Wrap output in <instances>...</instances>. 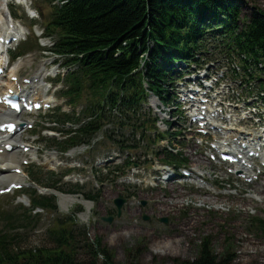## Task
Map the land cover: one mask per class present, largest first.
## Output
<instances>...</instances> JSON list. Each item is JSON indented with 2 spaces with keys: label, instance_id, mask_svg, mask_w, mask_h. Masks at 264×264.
<instances>
[{
  "label": "trees",
  "instance_id": "1",
  "mask_svg": "<svg viewBox=\"0 0 264 264\" xmlns=\"http://www.w3.org/2000/svg\"><path fill=\"white\" fill-rule=\"evenodd\" d=\"M60 1V6L53 8L48 34L57 38L56 52L73 57L72 63L79 66L67 97L76 103L84 95L89 96L87 111L95 117L80 129V138L71 139L60 146L61 150L67 151L83 140L89 144L113 118L123 127L136 129L135 133L139 129L144 136L153 130L154 121L150 126L149 121H141L140 110L148 97L144 83L164 100L174 63L192 59L209 31L220 34L229 47L248 58L264 61V14L254 13L242 20L238 0ZM114 111L121 118L113 117ZM167 161L180 163L173 155H168ZM31 197L34 209H56L54 198L40 196L36 191ZM33 210H26L24 215L33 217ZM250 227L264 236V219L251 220ZM46 237L47 246L25 251L10 246L7 237L0 238V264H117L109 247L101 239H89L88 230L79 227L73 216L57 219ZM226 244L235 243L228 240ZM198 248L195 260L178 262L232 264L236 259L231 247L222 255L216 254L213 240L208 237ZM136 253L141 250L138 248ZM130 260L134 264L137 258Z\"/></svg>",
  "mask_w": 264,
  "mask_h": 264
},
{
  "label": "rangeland",
  "instance_id": "2",
  "mask_svg": "<svg viewBox=\"0 0 264 264\" xmlns=\"http://www.w3.org/2000/svg\"><path fill=\"white\" fill-rule=\"evenodd\" d=\"M38 2L32 0L34 5H37ZM238 2L244 18L250 17L254 12L264 14V0H238ZM40 9L43 13V19L34 22L36 24L39 22L38 29L43 28L44 17L49 12L44 5ZM22 11L23 8L21 13ZM6 19L8 23V18ZM4 27L1 28V33L7 31V27H5L6 29ZM48 43L49 47L52 46L50 42ZM23 59L24 65L19 66V69L21 68L20 74L24 76L32 72L35 73L37 70L40 73L43 72L44 65L55 60L51 57L44 60L43 53L38 49H34L30 53V58ZM57 60L56 64L58 63ZM255 87L254 84V89ZM49 96H51V93ZM59 102L61 104L65 101ZM156 104H159V102L151 99L145 110L148 111ZM83 107L84 105H81L74 110L76 117L81 116L80 113ZM66 110L70 111L69 108H65ZM170 111L175 110L170 108ZM165 117H167V120L170 119V121L176 122V119L169 118V116H163L162 119ZM38 120L45 124L49 121L45 117ZM160 128L166 129L163 125ZM173 131H175V128L171 129V132ZM116 133L117 136H113L120 141L125 139L129 142L132 140L131 138H134L130 136V133L126 137L121 132ZM101 137L100 135L95 140L89 150L84 147L75 148L72 159L69 158L70 153L63 156L56 152L55 147L48 151V147L45 148L41 143L35 145V151L42 157V160L47 157L53 160L58 158L55 162L57 167H53L54 170L52 171L56 174L53 180L60 181L57 188L68 190L73 187L72 185L82 186L83 189L79 194L83 196V199L80 200L81 203L82 200H86L84 196L87 194H99L98 201L94 202L91 210L89 222L86 223L82 218L83 214L87 212L83 204H73L66 210L61 207L60 198L57 200L58 209L56 213L50 214L38 210L35 213H41L40 217L29 220L28 218L31 217L23 215V213L27 209V206H24L25 200L30 205L31 199L27 196L18 197V194L15 193L0 198V238L7 237L11 243L10 246L16 250L25 251L43 248L49 243L46 231L55 218L69 216L76 213L77 209H82L81 212L77 213L78 224L81 227L89 228L92 240L100 237L110 247L117 264H131L130 258L133 256L137 258L136 262L133 261L134 264L192 262L196 259L200 242L205 237L213 240V249L216 254L222 255L228 247H231L230 252L236 258L232 264H264V237L249 226L251 219H264V179L257 184L241 186L242 196L231 198L215 195L214 190L213 193L206 190H196L195 192L172 184L163 186L165 187L164 190L161 188L149 189V184L153 183L151 180L153 170L150 171V168L146 172L141 171L142 176L140 175L137 178L132 177L131 172V176H128V171L124 178L117 175H108V167L113 170L115 164H109L107 171H105L104 167L107 164L100 163L102 158L98 156L102 153H99L101 149H98V144L104 142ZM134 140L139 142L141 137L137 136ZM104 146L103 150L105 151L118 152L116 148L113 149L111 144H105ZM179 150L183 152L184 157L188 158L190 162L188 167L196 165L199 168L201 166V163L198 164V161H196L198 158H202L196 157L195 146L189 148L183 146ZM127 153L122 155L121 158L115 157L114 163L123 166L127 156L130 155L132 158L134 157L132 161L136 162L137 165H141L148 156L142 149ZM43 164L51 167L52 160H46ZM52 165L54 166V164ZM205 167L208 166L205 164L200 168L206 169ZM71 169L76 171H72L73 173L68 176L69 179L65 180L64 172ZM24 170L26 174H30L28 168H24ZM43 170V172H48L44 168ZM30 176V180H27L28 187L34 185L37 181L43 185L36 182V186L50 189L47 188L50 185L47 179L40 181L44 177L43 173L41 175L30 174ZM215 176L219 180L220 174L217 173ZM100 179L104 183H100ZM30 181H34V183ZM220 181L225 183L221 185L222 187H219L222 189L223 194H226L230 187L233 188L232 192L235 193L236 186L226 184V175H222ZM118 197H124L128 200L122 217L120 219L115 218L111 225L102 222V218L113 216L112 212H116L114 200ZM144 202L147 204L146 206H143ZM145 216L149 218L148 222L144 221ZM162 219H168L169 224H161L160 220ZM228 240H233L235 244H226ZM138 248L141 253H136Z\"/></svg>",
  "mask_w": 264,
  "mask_h": 264
},
{
  "label": "bare ground",
  "instance_id": "3",
  "mask_svg": "<svg viewBox=\"0 0 264 264\" xmlns=\"http://www.w3.org/2000/svg\"><path fill=\"white\" fill-rule=\"evenodd\" d=\"M6 17H7V14H6L5 8H3V5H0V26L5 25ZM5 27H7V26L5 25ZM0 38H3V36H0ZM0 47L5 48L6 45L5 44H0ZM0 63H2V65L6 66L7 62H6V60H4V57H0ZM12 71H14L12 73L13 75H17V72L19 71V69L16 68L15 70H12ZM12 83L13 82L6 83L5 85L0 84V93L4 94V93H7L11 89L13 90V84ZM5 113H6L5 110L2 109V107H0V120L1 121L9 119V117ZM16 144H20V142L16 143ZM19 158H21V155H20L19 152H12L11 154L6 155L5 158L0 157V177H1L0 178V189H3V188H1V185H5L6 186V184H8L9 182H10V184H12V183H17L16 181H18V180L20 182L24 181L23 177L11 173V169L12 168L21 169L19 167V164H20L19 163V160H20ZM199 163L200 162L198 161V164ZM3 170H6L7 172H5ZM59 198H60L59 201L61 202L62 207L64 209H66V210L71 205L76 204L79 201L77 198H73V197H70V196H65L63 194H60ZM86 206H87V212L83 214L82 218L85 221H89V219H90V211L92 210L93 206L91 204H87V203H86Z\"/></svg>",
  "mask_w": 264,
  "mask_h": 264
},
{
  "label": "water",
  "instance_id": "4",
  "mask_svg": "<svg viewBox=\"0 0 264 264\" xmlns=\"http://www.w3.org/2000/svg\"><path fill=\"white\" fill-rule=\"evenodd\" d=\"M117 205H118L119 209H121V208H122V205H123V202H121V203H117ZM111 221H112V220H110V222H111ZM162 222L165 223V224H168V220H163Z\"/></svg>",
  "mask_w": 264,
  "mask_h": 264
}]
</instances>
